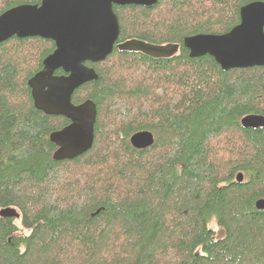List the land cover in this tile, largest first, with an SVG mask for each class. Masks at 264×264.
Masks as SVG:
<instances>
[{
	"label": "trees",
	"instance_id": "16d2710c",
	"mask_svg": "<svg viewBox=\"0 0 264 264\" xmlns=\"http://www.w3.org/2000/svg\"><path fill=\"white\" fill-rule=\"evenodd\" d=\"M40 1L0 0V14ZM252 1L264 0L113 6L116 43L179 49L152 58L114 45L86 62L97 79L72 102L95 104L94 140L71 160H53L48 138L68 120L35 109L27 86L53 42H0V209L19 214L0 217V264H264V127L240 125L264 116V66L223 71L182 46L229 31ZM143 130L153 144L136 149L129 138Z\"/></svg>",
	"mask_w": 264,
	"mask_h": 264
},
{
	"label": "water",
	"instance_id": "95a60500",
	"mask_svg": "<svg viewBox=\"0 0 264 264\" xmlns=\"http://www.w3.org/2000/svg\"><path fill=\"white\" fill-rule=\"evenodd\" d=\"M157 0H41L40 4H19L0 14V42L13 36L39 37L54 43L42 60V68L27 80L35 109L45 115L62 116L68 124L49 133L56 146L52 159L71 160L90 149L94 140L96 106L86 99L73 104L74 91L97 79L86 62L103 61L113 50L139 52L152 58H169L179 44H152L136 38L116 43L120 26L113 6H150ZM190 57L209 55L221 70L264 66V1H252L239 8V22L223 34H195L183 38ZM61 70V74L55 71ZM243 128L264 127V116L248 114L240 119ZM151 132L132 134L136 149L153 144ZM242 174L236 175V181ZM264 208V200L255 203ZM0 217H15V208L0 209Z\"/></svg>",
	"mask_w": 264,
	"mask_h": 264
},
{
	"label": "rangeland",
	"instance_id": "374dc122",
	"mask_svg": "<svg viewBox=\"0 0 264 264\" xmlns=\"http://www.w3.org/2000/svg\"><path fill=\"white\" fill-rule=\"evenodd\" d=\"M15 223L17 224V226L20 225V224H19V220H17ZM210 227H211L213 230H215V225H214V223H212ZM24 232H27V231H24Z\"/></svg>",
	"mask_w": 264,
	"mask_h": 264
},
{
	"label": "flooded vegetation",
	"instance_id": "af4514ba",
	"mask_svg": "<svg viewBox=\"0 0 264 264\" xmlns=\"http://www.w3.org/2000/svg\"><path fill=\"white\" fill-rule=\"evenodd\" d=\"M24 4H26V3H24ZM37 4L39 5L40 2H38ZM15 6H17V5H15ZM13 7H14V6H13ZM13 37H16V36H13ZM16 38H17V37H16ZM24 38H26V37H24ZM38 38H39V37H38ZM53 44H54V43H53ZM53 49H54V48H53ZM52 51H53V50H52ZM41 68H42V65H41ZM41 68H40V69H41ZM40 69H39V70H40ZM55 74H56V71H55ZM52 116H53V115H52ZM61 128H62V127H61Z\"/></svg>",
	"mask_w": 264,
	"mask_h": 264
}]
</instances>
